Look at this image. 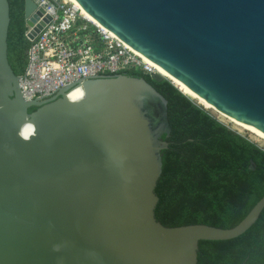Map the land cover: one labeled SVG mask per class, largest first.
I'll list each match as a JSON object with an SVG mask.
<instances>
[{"label":"water","instance_id":"95a60500","mask_svg":"<svg viewBox=\"0 0 264 264\" xmlns=\"http://www.w3.org/2000/svg\"><path fill=\"white\" fill-rule=\"evenodd\" d=\"M75 1L215 110L264 135V0ZM23 11L32 41L48 18L37 23L31 0ZM9 23L0 0V264H197L200 241L234 239L257 221L264 197L231 229L158 222L165 98L120 74L26 102L7 59Z\"/></svg>","mask_w":264,"mask_h":264},{"label":"trees","instance_id":"16d2710c","mask_svg":"<svg viewBox=\"0 0 264 264\" xmlns=\"http://www.w3.org/2000/svg\"><path fill=\"white\" fill-rule=\"evenodd\" d=\"M8 4L7 59L20 76L30 46L25 37L24 0H8ZM125 75L144 78L167 101L170 132L154 190L156 220L166 227H235L264 197V149L195 105L171 81ZM197 264H264V209L242 235L227 241H200Z\"/></svg>","mask_w":264,"mask_h":264},{"label":"built area","instance_id":"2783aa9c","mask_svg":"<svg viewBox=\"0 0 264 264\" xmlns=\"http://www.w3.org/2000/svg\"><path fill=\"white\" fill-rule=\"evenodd\" d=\"M48 18L30 42L26 67L19 76V91L26 102L70 93L87 79L138 73L151 78L155 65L103 27L85 17L67 0H31ZM31 27L26 26V34Z\"/></svg>","mask_w":264,"mask_h":264},{"label":"bare ground","instance_id":"6f19581e","mask_svg":"<svg viewBox=\"0 0 264 264\" xmlns=\"http://www.w3.org/2000/svg\"><path fill=\"white\" fill-rule=\"evenodd\" d=\"M68 2H71L73 4H75L77 7H79L82 11V13L85 15V17L88 19L89 22H91L92 24L101 27L91 16H89L80 6L79 4L75 1V0H67ZM111 35H113L111 33ZM114 36V35H113ZM156 67V66H155ZM156 70L158 71V73L166 78L167 80H170L179 90L180 92L184 93L185 95H187L189 98H191L192 100H194L195 102L199 103L200 105H203L204 107H206L208 110L218 114L221 118L227 119L228 121L240 126L241 128L249 131L250 133L256 135L257 137H259L262 141H264V135L252 130L250 128H248L247 126L227 117L226 115L218 112L217 110H215L212 106H210L209 104H207L202 98L198 97L197 95H195L193 92H191L187 87H185L183 84H181L180 82H178L177 80L173 79L171 76H169L167 73H165L164 71H162L161 69H159L158 67H156Z\"/></svg>","mask_w":264,"mask_h":264},{"label":"rangeland","instance_id":"374dc122","mask_svg":"<svg viewBox=\"0 0 264 264\" xmlns=\"http://www.w3.org/2000/svg\"><path fill=\"white\" fill-rule=\"evenodd\" d=\"M191 101L197 105L202 107L204 110H206L207 112H209L212 116H214L216 119H218L220 122H222L223 124H225L226 126H228L230 129L236 131L237 133L241 134L242 136H245L246 138H248L250 141H252L253 143H255L257 146H259L260 148L264 149V141H262L259 137H257L256 135L250 133L249 131L241 128L240 126L228 121L227 119L221 118L218 114L208 110L206 107H204L203 105H200L199 103L195 102L194 100L191 99Z\"/></svg>","mask_w":264,"mask_h":264}]
</instances>
